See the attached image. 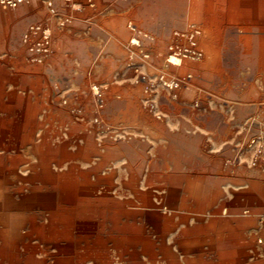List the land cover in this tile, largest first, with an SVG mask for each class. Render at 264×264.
I'll return each instance as SVG.
<instances>
[{"label":"rangeland","instance_id":"obj_1","mask_svg":"<svg viewBox=\"0 0 264 264\" xmlns=\"http://www.w3.org/2000/svg\"><path fill=\"white\" fill-rule=\"evenodd\" d=\"M105 1L113 4L116 18H125L124 24L112 27L114 32L123 38L126 28L130 34L121 68L114 65L99 72L91 67L93 58L86 57L79 72H53L51 104H37L35 119L20 122L19 136L0 138V264H264V249L256 242L259 226H251L250 218L230 216L222 202L230 189L243 187L245 181L210 183L188 168H173V161L187 167L190 154L163 152L156 131L129 134V116L118 114L131 113L135 119L147 112L157 119L165 95L187 97L196 109H203L205 86L212 78L203 62L217 60L210 58L209 49L225 48L236 30L246 34L250 26L205 24L199 10L172 7L178 3L171 0H94L92 8L86 0H74L82 2L78 10L65 6L89 14ZM65 18L67 25L70 18ZM192 25L202 30L204 59L169 62L173 32ZM237 43L242 48V41ZM243 46L247 49L251 42ZM47 56L33 63L44 66ZM220 60L218 66L227 65ZM117 75L131 83L116 82ZM161 75L182 83L168 90L158 82ZM252 141L263 145L264 131L246 138L240 167L226 166L225 160L221 167L239 179L264 178V154L257 156L259 145ZM233 158L229 153L227 159ZM58 182L64 188L60 196L67 199L43 237L40 227L51 212L38 205ZM254 186L264 194V182ZM245 210L235 213L243 215ZM250 226L252 230H244ZM9 239L14 244L9 245Z\"/></svg>","mask_w":264,"mask_h":264},{"label":"crops","instance_id":"obj_2","mask_svg":"<svg viewBox=\"0 0 264 264\" xmlns=\"http://www.w3.org/2000/svg\"><path fill=\"white\" fill-rule=\"evenodd\" d=\"M53 1L57 9L54 18L48 15L46 0H30L17 9L0 12V138L19 136L20 122L35 119L36 105L51 104L49 90L53 72H79L86 57L93 58L91 67L94 70L108 72L114 65L121 68L118 63L122 54L129 50L126 45L130 38L128 30L123 28L121 38L112 28L116 23L124 24L125 19L115 17L112 3L105 1L102 7L96 6L97 9L88 14L71 11L60 0ZM171 1L178 3L172 7L199 10L205 24L247 25L249 31L245 34L236 30L235 38H229L227 46L220 50L205 43L210 48V58L217 60L215 63L212 59L203 62L212 77L205 86L203 109H196L194 101L187 97L165 95L160 99L161 114L157 119L154 113L147 112L134 116L135 119L131 113L120 112L118 116H129L130 123L125 124L129 134L156 131L161 137L157 145L163 152L186 151L190 154L187 167L175 166L173 161V168H188L196 178L204 176L210 183L245 181L243 187L230 189L222 202L230 209V216L250 218L251 226H259L257 239L264 234V194L254 184L264 182V178L255 175L251 179H239L234 172L229 174L225 166L221 167V163L225 160L226 166L237 164L240 167L246 138L264 131V28L260 31L264 26V0ZM68 16L69 23L59 27L56 19ZM37 23L49 25L52 31L51 52L46 57L49 61L44 66L29 60L28 43L23 41L29 26ZM247 40L251 47L245 49L243 45ZM239 41H242V48ZM219 57V62L227 65L218 66ZM121 78L117 75L116 82L131 83ZM63 81L67 82V77ZM139 103L144 109V100ZM243 112L249 114L244 116ZM229 153L234 154L232 160L227 159ZM242 208L247 210L243 215H237L235 211ZM251 226L244 230H252Z\"/></svg>","mask_w":264,"mask_h":264},{"label":"built area","instance_id":"obj_3","mask_svg":"<svg viewBox=\"0 0 264 264\" xmlns=\"http://www.w3.org/2000/svg\"><path fill=\"white\" fill-rule=\"evenodd\" d=\"M28 0H0V11L3 9H16L18 6L27 3ZM65 5L72 7L74 10H78L80 7L79 3L74 2V0H64ZM86 4L89 7H94V0H86ZM46 5L49 10V17H56L57 10L55 8L53 0H46ZM68 18L61 19L58 26L64 27ZM128 27L132 31H136V27L131 23ZM202 35V30L199 26L192 25L186 31H174L173 39L174 42L168 46V61L174 63L172 60L177 59L180 61H198L204 56V52L199 45V38ZM23 41L28 43V52L30 54L29 60L33 63H41L43 58L50 54L52 46V31L49 25L45 23H37L29 26L27 33L24 35ZM29 41H31L29 43ZM145 80V78H139ZM158 82L164 88L168 90H173L180 87L182 80L180 78H167L164 75L158 77ZM257 144L256 154L258 157H263L264 154V144L261 142L255 143L251 142V145ZM257 159H254L253 166L257 164ZM264 222V216L262 217ZM258 245L264 247V234L256 239Z\"/></svg>","mask_w":264,"mask_h":264},{"label":"bare ground","instance_id":"obj_4","mask_svg":"<svg viewBox=\"0 0 264 264\" xmlns=\"http://www.w3.org/2000/svg\"><path fill=\"white\" fill-rule=\"evenodd\" d=\"M164 1V3L165 2H167V1H169V0H162V2ZM165 5H167V4H165ZM164 8H170V7H166V6H164ZM181 16V15H180ZM201 38H202V36L199 38V45H200V43H202L201 42ZM200 48H201V46H200ZM203 59V58H202ZM201 59V60H202ZM173 62H174V64H179L180 62L177 60V59H173L172 60ZM185 61H187V60H185ZM198 61H200V60H198ZM189 62H192V61H189ZM58 177V176H57ZM44 185H46V184H44ZM65 187H66V184L64 185ZM42 187V186H41ZM40 187V188H41ZM44 187V186H43ZM49 189V188H48ZM50 190H51V196H47V197H44V199L43 200H45L44 201V203L42 204V203H39V205H38V208L39 209H42L43 211L44 210H50L49 212H51V214L50 215H48L47 217H46V219L48 220L47 221V223H44V225L42 226V227H40V230H41V232H42V236L43 237H45V231H48V230H46V229H48L47 227H48V225L50 224V222H54L55 220H54V218L58 215V210H59V204L63 201V200H66L65 198H64V196H60V194L61 193H63V191H64V188H63V186H62V183H60V182H58V183H54V184H52V186H51V188H50ZM66 190V189H65ZM42 194V193H41ZM52 194H54V195H52ZM40 195V194H39ZM43 195V194H42ZM39 197H41V196H39ZM67 204V203H66ZM0 207H1V205H0ZM63 208V207H62ZM61 208V209H62ZM120 210V209H119ZM37 211V210H36ZM38 213V212H37ZM127 213V212H126ZM9 213H7V215H8ZM6 217H8V216H6ZM26 218V217H25ZM31 218V217H30ZM33 218V217H32ZM121 218V217H120ZM23 219V218H22ZM29 219V218H28ZM28 219H26V220H28ZM35 219V218H34ZM69 219V218H68ZM68 219H65L66 220V222H68ZM52 220H54V221H52ZM60 220V219H59ZM77 220V219H76ZM44 221H46V220H44ZM80 221H82V220H80ZM56 222V221H55ZM72 222V221H71ZM108 222V221H107ZM49 223V224H48ZM52 223H51V225H52ZM111 223V222H110ZM109 223V224H110ZM60 224V223H59ZM108 224V223H107ZM73 226V225H72ZM78 226V225H77ZM66 228V227H65ZM77 228V227H76ZM66 229H69L68 227L66 228ZM107 229V228H106ZM77 230V229H76ZM51 231V230H50ZM57 231V230H56ZM49 232V231H48ZM54 232V231H53ZM59 232V231H58ZM70 232V231H69ZM72 232V231H71ZM76 232V231H75ZM55 233V232H54ZM53 233V234H54ZM65 233V232H64ZM50 234V233H49ZM79 237V236H78ZM122 237V236H121ZM63 238H65V237H63ZM123 239L125 238V236H123L122 237ZM25 239V238H24ZM97 240V239H96ZM17 241V240H16ZM23 243V242H22ZM30 243V242H29ZM12 244H14V239H12V240H10L9 239V245H12ZM25 244V243H24ZM24 246V245H23ZM17 247H18V245H17ZM19 260V259H18ZM17 263V262H16Z\"/></svg>","mask_w":264,"mask_h":264}]
</instances>
